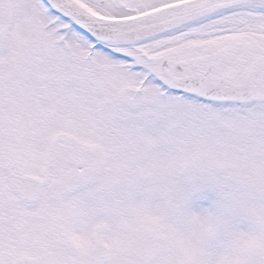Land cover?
I'll list each match as a JSON object with an SVG mask.
<instances>
[{
    "label": "snow or ice",
    "instance_id": "snow-or-ice-1",
    "mask_svg": "<svg viewBox=\"0 0 264 264\" xmlns=\"http://www.w3.org/2000/svg\"><path fill=\"white\" fill-rule=\"evenodd\" d=\"M0 264H264V0H0Z\"/></svg>",
    "mask_w": 264,
    "mask_h": 264
}]
</instances>
